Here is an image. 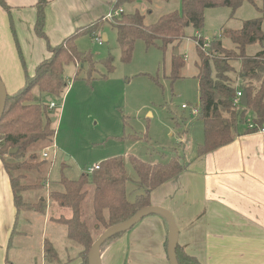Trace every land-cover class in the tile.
<instances>
[{
	"label": "rangeland",
	"instance_id": "obj_1",
	"mask_svg": "<svg viewBox=\"0 0 264 264\" xmlns=\"http://www.w3.org/2000/svg\"><path fill=\"white\" fill-rule=\"evenodd\" d=\"M255 4L261 7L263 2L255 0ZM256 6L244 0L236 9L206 8L200 30L186 27L184 35L165 48L147 46L143 40H136L128 60L122 59L116 32L109 22H105L102 28L109 38L101 45L93 38L83 36L81 48L92 54L91 60L65 64L63 73L66 85L61 95L42 94L39 97L42 104L50 101L56 103L49 114V118H55L51 121L54 135L49 141L34 143L22 159L29 163H40L37 169L27 173V179L21 180L22 183L37 185L22 194L23 200L42 204L44 210L48 205H56L49 195L51 191L62 188L59 183L62 177L78 179L82 174H87V168L118 155L133 154L150 163H165L179 157L182 162L190 163L203 140L202 122L196 113L193 114L199 104L197 48L208 57L218 59V54L211 48V41L219 39L221 46L233 48L232 42L221 36V30L239 29L243 21L260 17ZM178 9V1H135L124 6L126 13L135 10L143 13L146 24ZM109 21L114 22V19ZM262 29L264 31V20ZM198 33L201 42L208 43L205 51L195 43ZM259 48L258 43L248 45L245 53L252 55ZM175 49L178 50L177 55L185 60V65L180 77L171 81L169 76ZM230 63L235 67L234 72L239 70V61ZM230 75L235 78V73L231 72ZM247 114L249 117L250 113ZM31 153L35 154L34 159L29 157ZM43 153L47 156L43 157ZM7 159L12 161L15 158L8 156ZM125 169L128 200L133 201L142 190L136 186L137 175L129 162L125 164ZM92 196L90 185L82 204V215L91 228L94 227ZM69 212L61 207V214L67 215ZM46 214H37V218L32 216V212H21L18 226L24 224L26 233H13L12 246L8 250L11 262L16 259L21 264H40L42 257L38 242L41 232H51L52 225L49 222L43 225L42 217ZM50 214L52 219L58 217L56 212ZM59 227L62 229L63 226ZM102 231L99 230V233ZM60 237H55L58 248L64 241L72 245L66 237ZM20 241H28L31 245L16 247Z\"/></svg>",
	"mask_w": 264,
	"mask_h": 264
},
{
	"label": "trees",
	"instance_id": "obj_2",
	"mask_svg": "<svg viewBox=\"0 0 264 264\" xmlns=\"http://www.w3.org/2000/svg\"><path fill=\"white\" fill-rule=\"evenodd\" d=\"M135 1H178L179 9L159 16L152 23L144 22V14L138 10L122 12L114 22L98 19L90 25L77 29L71 36L57 46H50L44 32V6L46 0H38L36 4L35 32L46 40L51 56L40 62L34 75L25 74V85L12 95L7 94L5 108L0 119V159L8 173L13 196V204L17 210H33L41 212L44 206L23 200L22 194L37 185L22 183L27 173L37 169L39 162L29 163L24 160L30 147L36 142L51 140L54 130L51 128L48 104L40 103L42 94L59 97L65 88L64 65L68 62L87 63L91 53L76 48L74 38L85 33L90 36L102 30L105 22H109L116 32V40L122 52V59L131 56L136 40H143L147 46L159 45L165 48L169 43L180 39L184 29L192 26L200 30L204 23V10L210 7L238 8L244 0H116L114 8H121L124 3ZM254 6L255 0H247ZM263 5L256 6L261 16L243 21L239 29L223 28L221 36L229 39L233 48L221 46L219 39L211 41V48L218 59L210 58L197 48V82L199 104L196 116L203 126V140L196 149L198 156L211 152L230 143L236 136L239 126L244 132H256L264 124V20ZM0 5L8 10L3 0ZM201 41V39H200ZM259 44V50L252 55L245 53L248 45ZM239 61V70L231 61ZM21 61L22 56H21ZM185 60L180 55H173L171 63V81L180 77ZM24 67V66H23ZM110 69V68H109ZM235 73V78L230 73ZM237 88L246 92L247 105L234 104ZM254 128H247L248 114ZM17 148V152L9 154V150ZM8 156L15 158L12 161ZM34 159V153L29 154ZM129 162L136 175L137 188L142 192L135 195L133 201L128 200L127 173L125 164ZM187 167L179 157L171 158L165 163H150L133 154L118 155L106 159L99 168L90 174H82L78 179L62 177L59 180L60 190L50 192V198L60 207L70 211V215H60L56 219L66 227V238L79 249L81 264H89L88 252L92 243L99 236V230L120 223L130 218L139 209L150 205L151 191L162 183L176 177ZM14 173H16L14 175ZM92 187L91 210L94 227H89L82 215V204L87 195L88 187ZM124 232L109 236L100 249L108 242ZM167 248V243H166ZM45 255H56L49 242L45 244ZM175 257L178 264H201L194 256L187 254L179 244L176 246Z\"/></svg>",
	"mask_w": 264,
	"mask_h": 264
},
{
	"label": "crops",
	"instance_id": "obj_3",
	"mask_svg": "<svg viewBox=\"0 0 264 264\" xmlns=\"http://www.w3.org/2000/svg\"><path fill=\"white\" fill-rule=\"evenodd\" d=\"M3 1L9 9L0 5V78L9 95L25 85L26 73L33 76L36 66L51 56L47 42L52 47L59 45L77 29L105 19L116 4V0H46V42L34 29L38 0ZM125 5H121L122 12ZM98 33L103 41L109 38L103 29ZM83 36L92 39L93 35L82 33L74 38L81 51H85L81 48ZM244 129H238L230 143L196 155L182 173L150 194V205L163 207L174 216L178 244L201 264H264V132L246 133ZM12 198L9 176L0 159V264H21L16 259L11 262L8 252L13 233H26L24 224L18 226L21 212H32L37 218V214L47 213L43 225L52 224L51 232L42 230L38 242L40 264H81L75 244L64 241L57 247L55 237H66V227L50 214L60 213L58 204L41 212L17 210ZM169 237L165 217L146 216L100 249L101 264H169ZM46 242L56 252L51 258L45 255ZM24 244L31 245L20 241L15 246Z\"/></svg>",
	"mask_w": 264,
	"mask_h": 264
},
{
	"label": "water",
	"instance_id": "obj_4",
	"mask_svg": "<svg viewBox=\"0 0 264 264\" xmlns=\"http://www.w3.org/2000/svg\"><path fill=\"white\" fill-rule=\"evenodd\" d=\"M178 50L175 49L174 54H177ZM7 99V92L4 87V84L0 78V119L2 117L5 103ZM240 103L241 105L246 106L247 105V96L246 92L243 91L242 95L240 97ZM55 118H52V121H54ZM17 152V148H13L9 150V154H14ZM150 214H159L165 217L168 223V228L170 232V237L167 244V257L170 264H178L175 257V251L176 246L178 244V227L175 222L174 216L170 211L163 207L159 206H153L149 205L146 207H143L136 211L130 218H128L125 221H122L120 223L111 225L107 227L105 230H103L97 239L92 243L89 252H88V259L89 264H101L100 259V247L102 243L111 235L117 232H125L130 230L132 227H134L140 220H142L144 217L150 215Z\"/></svg>",
	"mask_w": 264,
	"mask_h": 264
},
{
	"label": "built area",
	"instance_id": "obj_5",
	"mask_svg": "<svg viewBox=\"0 0 264 264\" xmlns=\"http://www.w3.org/2000/svg\"><path fill=\"white\" fill-rule=\"evenodd\" d=\"M121 13H122V9H121V8H116V9H114V10H112V11H109V12L106 14V16H105V19L112 20V19H114L115 17L120 16ZM197 36H198V39L195 41V43L197 44V46H199L202 50L205 51L206 48L208 47V43H206V42H204V41H202V42L200 41V39H199L200 34H199V33L197 34ZM92 38H93L94 41L97 42L99 45H101L102 42H103V39H102L100 33L94 34V35L92 36ZM242 92H243V91H242L241 89L237 88V90H236V92H235V94H234V104H235V105H237V104H241V103H240V97H241V95H242ZM54 107H56V103L53 102V101H50V102H49V108L52 109V108H54ZM183 107H184V105H183ZM195 113H196V109L193 110V114H195ZM255 126H256V125H254V124L252 123V121H251V116H249V117L247 118V124H246V127H247V128H254ZM256 132H264V124H263L262 126L258 127L257 130H256ZM42 156H43V157H46L47 154H46V153H43ZM98 168H99V164H95V165H93V166L87 168V170H86V171H87V174L92 173L94 170H96V169H98Z\"/></svg>",
	"mask_w": 264,
	"mask_h": 264
}]
</instances>
